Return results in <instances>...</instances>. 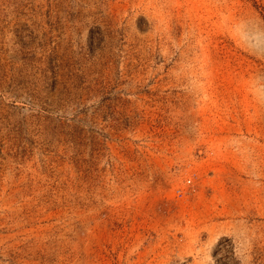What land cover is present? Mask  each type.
<instances>
[{
  "label": "rangeland",
  "instance_id": "rangeland-1",
  "mask_svg": "<svg viewBox=\"0 0 264 264\" xmlns=\"http://www.w3.org/2000/svg\"><path fill=\"white\" fill-rule=\"evenodd\" d=\"M0 264H264V0H0Z\"/></svg>",
  "mask_w": 264,
  "mask_h": 264
},
{
  "label": "built area",
  "instance_id": "built-area-1",
  "mask_svg": "<svg viewBox=\"0 0 264 264\" xmlns=\"http://www.w3.org/2000/svg\"><path fill=\"white\" fill-rule=\"evenodd\" d=\"M191 182H192L191 179H188V180H187V183H188V184H191Z\"/></svg>",
  "mask_w": 264,
  "mask_h": 264
}]
</instances>
